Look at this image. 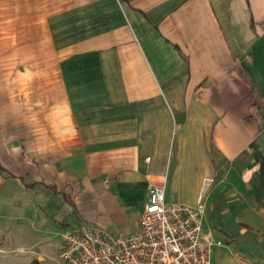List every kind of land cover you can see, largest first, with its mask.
Masks as SVG:
<instances>
[{
  "label": "crops",
  "instance_id": "1",
  "mask_svg": "<svg viewBox=\"0 0 264 264\" xmlns=\"http://www.w3.org/2000/svg\"><path fill=\"white\" fill-rule=\"evenodd\" d=\"M150 183L264 261V0H0V253L14 223L133 232Z\"/></svg>",
  "mask_w": 264,
  "mask_h": 264
},
{
  "label": "built area",
  "instance_id": "2",
  "mask_svg": "<svg viewBox=\"0 0 264 264\" xmlns=\"http://www.w3.org/2000/svg\"><path fill=\"white\" fill-rule=\"evenodd\" d=\"M163 183H150L139 227L127 234L94 224L63 230L60 257L66 264H212V247L221 239L203 231L199 207L168 201Z\"/></svg>",
  "mask_w": 264,
  "mask_h": 264
},
{
  "label": "rangeland",
  "instance_id": "3",
  "mask_svg": "<svg viewBox=\"0 0 264 264\" xmlns=\"http://www.w3.org/2000/svg\"><path fill=\"white\" fill-rule=\"evenodd\" d=\"M186 174V179H182V186L179 189L186 192L188 199L196 198L198 194L200 171L193 172V175ZM188 175V176H187ZM170 192L167 189V200L175 201L177 200L176 194ZM204 228H208L207 224L203 220ZM33 226V227H32ZM31 227H28L26 234H18L17 225L12 224L5 236V245L7 247L6 251L0 253V264H30L38 255L43 256L44 264H66L63 262V259L60 257V241H62V236L56 234V231L45 232L40 234L41 231L36 228L34 224ZM24 238L27 250L13 249L15 246H19ZM39 239H42L41 242L35 243ZM13 240L17 241L16 245H11ZM11 246V247H10ZM227 253H229V248L226 245H217L214 244L212 247V264H225ZM256 264V263H253ZM257 264H264L262 263Z\"/></svg>",
  "mask_w": 264,
  "mask_h": 264
},
{
  "label": "trees",
  "instance_id": "4",
  "mask_svg": "<svg viewBox=\"0 0 264 264\" xmlns=\"http://www.w3.org/2000/svg\"><path fill=\"white\" fill-rule=\"evenodd\" d=\"M226 239V242H228V243H230V242H233V241H235V244H236V247H239V244L236 242V237L235 236H233V235H226V237H225ZM30 264H44L43 262H41L39 259H34L32 262H30Z\"/></svg>",
  "mask_w": 264,
  "mask_h": 264
}]
</instances>
